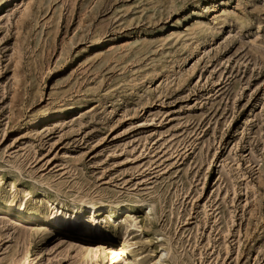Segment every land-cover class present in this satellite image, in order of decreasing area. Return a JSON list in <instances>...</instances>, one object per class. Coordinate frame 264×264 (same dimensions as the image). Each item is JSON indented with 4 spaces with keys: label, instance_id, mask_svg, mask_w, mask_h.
Instances as JSON below:
<instances>
[{
    "label": "rangeland",
    "instance_id": "obj_1",
    "mask_svg": "<svg viewBox=\"0 0 264 264\" xmlns=\"http://www.w3.org/2000/svg\"><path fill=\"white\" fill-rule=\"evenodd\" d=\"M12 192L129 204L144 261L264 264V0H0ZM86 245L0 211V264H134Z\"/></svg>",
    "mask_w": 264,
    "mask_h": 264
},
{
    "label": "bare ground",
    "instance_id": "obj_2",
    "mask_svg": "<svg viewBox=\"0 0 264 264\" xmlns=\"http://www.w3.org/2000/svg\"><path fill=\"white\" fill-rule=\"evenodd\" d=\"M14 194L12 192V197L9 200L3 201L0 199V211L7 216H15L23 221H30L34 224H45L50 228L56 229L59 233H63L65 236L73 237L79 241L93 243L94 245L92 247L91 245H86L87 247L85 249L87 250L115 246L116 250L125 256V259H128L130 255L134 264H166L165 256L167 253L162 249L160 250L159 256L144 261L141 254L137 253L134 247L136 242L129 230L132 224H127L129 220L124 221L123 224L115 223L117 219L115 216L121 211L127 213L128 216H132L131 206L127 203L117 209H112L108 206L109 204L96 207L94 203H85L79 209L73 208L69 210L63 209L45 196L44 198L48 203L49 212L45 216L34 209H27L21 201L17 203V198ZM102 210H104L105 214L107 213L108 219L113 220L112 226L109 225L105 217H101L103 215L101 213Z\"/></svg>",
    "mask_w": 264,
    "mask_h": 264
}]
</instances>
